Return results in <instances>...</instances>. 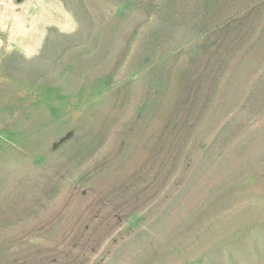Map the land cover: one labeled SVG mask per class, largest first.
Instances as JSON below:
<instances>
[{"label":"rangeland","instance_id":"obj_1","mask_svg":"<svg viewBox=\"0 0 264 264\" xmlns=\"http://www.w3.org/2000/svg\"><path fill=\"white\" fill-rule=\"evenodd\" d=\"M0 264H264V0H0Z\"/></svg>","mask_w":264,"mask_h":264}]
</instances>
